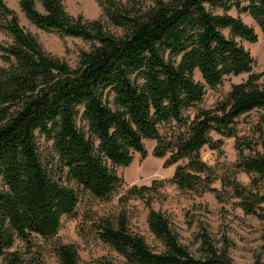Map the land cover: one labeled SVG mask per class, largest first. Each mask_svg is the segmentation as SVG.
Masks as SVG:
<instances>
[{"label": "trees", "instance_id": "obj_1", "mask_svg": "<svg viewBox=\"0 0 264 264\" xmlns=\"http://www.w3.org/2000/svg\"><path fill=\"white\" fill-rule=\"evenodd\" d=\"M39 1L43 10L36 0H19L30 21L91 45L72 66L48 53L0 0V31L8 36L0 41L1 263L48 264L36 239L51 240L63 216L76 213L75 185L111 199L124 184L117 168L129 166L136 152L145 158L146 141L156 140L153 155L168 156L167 165L178 163L173 175L134 185L121 201L145 203L162 251L130 229L125 210L101 220L99 237L130 264H236L227 239L218 246L206 231L199 235L200 255L191 254L152 201L171 183L199 196L213 192L221 204L235 199L246 214L264 220L263 73L253 72L254 56L243 44L264 36V0H151L146 6L98 0L102 15L94 20L71 15L64 0ZM108 23L122 33L108 30ZM243 73L248 78L214 106H200L207 88ZM253 111L258 121L240 133L237 120ZM212 132L222 137L214 139ZM229 137L235 138L236 161L211 165L202 158L204 146L222 152ZM240 172L249 175L248 184L238 179ZM218 180L221 188L214 186ZM52 248L56 264H79L73 243Z\"/></svg>", "mask_w": 264, "mask_h": 264}, {"label": "rangeland", "instance_id": "obj_2", "mask_svg": "<svg viewBox=\"0 0 264 264\" xmlns=\"http://www.w3.org/2000/svg\"><path fill=\"white\" fill-rule=\"evenodd\" d=\"M5 1L10 8L17 12L21 25L37 37L48 53L65 60L70 65L76 66L80 50L90 47L91 43L80 37L39 28L21 10L19 0ZM122 1L126 4L135 3L139 6H146L151 2V0ZM36 4L39 10H43L39 0H36ZM64 5L71 15H82L87 20H94L102 15V7L98 0H64ZM231 13L239 14L235 9ZM241 16L245 22L254 25L260 33L249 14L241 13ZM106 25L108 30L117 34L122 33L120 28L110 23ZM7 40L8 36L0 31V41ZM243 44L252 52L255 59L253 72L263 73L260 83L264 84V36L260 33L258 42L243 41ZM4 64L0 53V65ZM248 76L249 73L231 75L217 89L207 88L205 98L200 106L203 108L214 106L217 101L227 95L234 83L242 82ZM257 121L258 113L256 111L244 114L237 120V129L240 133H247ZM211 135L214 139L222 137L217 132H212ZM224 141L222 152L214 150L208 145L204 146L201 150L202 158L211 165L236 161L235 138H225ZM42 142L44 143L43 139ZM155 145L156 140H147L148 155L145 158L136 152L129 166L117 168L119 174L124 178V184L111 199H98L75 185L79 192L76 213L73 216H63L59 232L51 240L45 241L39 236L36 239L44 249L45 260L48 264H56V256L52 247L57 242L73 243L78 250L79 264H95L100 259L111 260L114 264H130L123 255L105 243L97 232L98 224L103 218L116 215L123 210L129 216L130 229L142 235L154 251H162L163 244L150 231L147 224L149 208L145 203L138 198L121 201V198L127 195L130 187L152 185L156 179L166 180L173 175L178 163L167 165L168 156L163 158L154 156ZM238 179L245 184L250 181L249 175L245 172H240ZM214 186L221 188L220 181L215 182ZM234 201L236 200L221 204L213 192L199 196L189 191H182L174 184L166 183L154 195L152 205L155 209L162 210L168 215L172 227L178 234L179 241L189 249L191 254L200 255L199 235L202 231H206L218 246L223 247L224 238L227 239L231 245L228 248L229 255L236 264H254L257 260L264 263V220L246 214ZM17 247H23L22 243H18ZM0 264H2L1 261Z\"/></svg>", "mask_w": 264, "mask_h": 264}]
</instances>
